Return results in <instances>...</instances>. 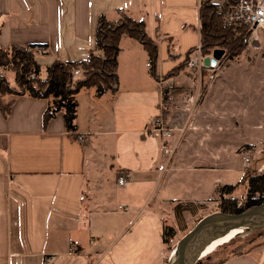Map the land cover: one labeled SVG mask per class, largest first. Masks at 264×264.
Here are the masks:
<instances>
[{
	"label": "crops",
	"instance_id": "crops-1",
	"mask_svg": "<svg viewBox=\"0 0 264 264\" xmlns=\"http://www.w3.org/2000/svg\"><path fill=\"white\" fill-rule=\"evenodd\" d=\"M206 1L0 0V47L34 48L46 69L88 58L100 17L114 22L120 9L145 22L158 47L156 79L146 49L122 36L118 85L77 95L75 133L62 111L45 123L48 99L8 98L9 115L0 110V264H162V207L227 185V162L198 165L193 142L168 162L147 132L161 114L160 81L178 86L180 66L201 44ZM224 264H264V243Z\"/></svg>",
	"mask_w": 264,
	"mask_h": 264
},
{
	"label": "trees",
	"instance_id": "trees-1",
	"mask_svg": "<svg viewBox=\"0 0 264 264\" xmlns=\"http://www.w3.org/2000/svg\"><path fill=\"white\" fill-rule=\"evenodd\" d=\"M217 3L207 0L201 6V48L204 56H210L214 50H224L222 58L234 59L245 51L248 46L245 35L249 32L246 27L228 28L216 12ZM118 19L108 21L100 17L96 29V46L88 58L79 61H55L47 67L45 80L39 78L41 65L36 60L34 48L0 47V110L7 117L10 113L13 99L8 96L28 95L35 98L49 100V107L44 121L62 111L68 132L77 131V95L82 90L94 89L98 96L118 85V55L120 41L123 35L136 39L146 49L149 56L150 73L158 79V47L146 33L143 21L132 19L124 10H118ZM188 59V57H187ZM185 60V62L187 61ZM1 68H9L15 74L16 88L12 91L9 81L1 73ZM180 66L179 70H182ZM170 76H167V78ZM163 100L170 104L168 90ZM168 111H166V115ZM242 182L247 185L246 201L240 206L238 196L235 195L238 184H227L221 188L218 208L221 212L238 214L252 206L264 202V174L251 171ZM175 235V228L165 224L163 241L165 247L171 250L170 239ZM264 240V228L237 235L229 242L209 251L195 264H224L234 257L250 252L257 244ZM224 248L222 252L219 250ZM227 248V249H225ZM221 254V255H220Z\"/></svg>",
	"mask_w": 264,
	"mask_h": 264
},
{
	"label": "rangeland",
	"instance_id": "rangeland-1",
	"mask_svg": "<svg viewBox=\"0 0 264 264\" xmlns=\"http://www.w3.org/2000/svg\"><path fill=\"white\" fill-rule=\"evenodd\" d=\"M182 66V82L178 86L173 84V90H176L174 93H179L180 104L174 103V93L168 90V118L171 126L186 129L181 136L178 151L185 144L193 142L192 150L198 156L195 159L198 165L215 162L225 165L227 162L228 171L224 174L223 181L232 185L239 183L235 195L243 207L247 193L243 177L251 171L264 174V39L257 48H247L234 59L222 58L216 66L204 69L201 80L194 77L191 80L185 61ZM1 73L9 81L12 91L17 89L15 74L11 69L1 68ZM211 74L215 76L213 80L209 79ZM46 77V68L41 67L39 78L45 80ZM198 90L200 97L192 111L185 99L189 93ZM174 105L176 108L173 109ZM201 140L205 143H200ZM243 147H252L256 152L249 165L242 159ZM222 187L219 186L202 200L183 203L174 201L162 207L165 224L175 228L172 249L201 219L221 212L218 200ZM223 250L224 248L219 251ZM211 253L213 252H208V255ZM170 254L171 250L166 248L162 264H170Z\"/></svg>",
	"mask_w": 264,
	"mask_h": 264
},
{
	"label": "built area",
	"instance_id": "built-area-1",
	"mask_svg": "<svg viewBox=\"0 0 264 264\" xmlns=\"http://www.w3.org/2000/svg\"><path fill=\"white\" fill-rule=\"evenodd\" d=\"M216 12L225 27L247 28L249 32L245 35V40L248 48H257L264 39V0H219ZM37 50L38 52L43 51L40 48H37ZM205 58L202 54L201 45L196 47L188 56L186 67L188 68L191 80V77L198 80L202 79L203 70L208 68L205 65ZM214 77L213 74L209 75L210 80H213ZM165 80L160 81L162 87L161 114L151 120L147 132L151 137L158 138L161 141L162 154L170 162L178 151L181 136H183L186 129L171 126V121L167 118L168 114L166 115V111H168L169 104L163 98L166 90H173V85L168 82L166 83ZM199 97L200 90L188 94L185 102L190 106V110L195 109ZM255 154L256 152L252 147H243L241 150V156L246 165L250 164ZM118 182L123 186L127 183V179L120 177ZM91 243L93 242L91 241ZM169 244L173 247L174 239L171 238Z\"/></svg>",
	"mask_w": 264,
	"mask_h": 264
},
{
	"label": "water",
	"instance_id": "water-1",
	"mask_svg": "<svg viewBox=\"0 0 264 264\" xmlns=\"http://www.w3.org/2000/svg\"><path fill=\"white\" fill-rule=\"evenodd\" d=\"M224 56V50H214L205 58L207 67L216 66ZM264 228V202L238 214L215 212L201 219L173 248L170 264H195L213 243L231 234L241 235Z\"/></svg>",
	"mask_w": 264,
	"mask_h": 264
},
{
	"label": "bare ground",
	"instance_id": "bare-ground-1",
	"mask_svg": "<svg viewBox=\"0 0 264 264\" xmlns=\"http://www.w3.org/2000/svg\"><path fill=\"white\" fill-rule=\"evenodd\" d=\"M237 233H240V232H236V233L231 234L230 236H228L226 238H223V239L216 241L215 243L212 244V246L209 248V250L205 254H207L209 251L213 250L214 248L219 247V246L229 242L230 240H232L233 238L236 237L235 235Z\"/></svg>",
	"mask_w": 264,
	"mask_h": 264
}]
</instances>
